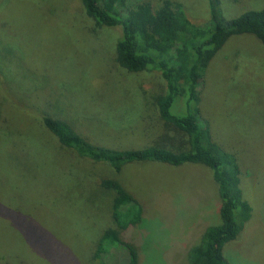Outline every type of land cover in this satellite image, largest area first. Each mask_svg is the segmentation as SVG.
I'll use <instances>...</instances> for the list:
<instances>
[{"label": "rangeland", "instance_id": "374dc122", "mask_svg": "<svg viewBox=\"0 0 264 264\" xmlns=\"http://www.w3.org/2000/svg\"><path fill=\"white\" fill-rule=\"evenodd\" d=\"M171 1L193 24L209 19L206 0ZM263 7L264 0H219L228 20ZM120 37L119 28H96L81 0H0V246L7 250L0 248V264H101L91 258L108 220L103 179L119 181L142 207L146 224L129 234L140 246L138 264H188L203 228L219 223L208 169L140 163L115 174L64 148L43 126V116H58L88 142L116 150L179 145L155 106L165 91L160 73L121 69ZM200 106L214 139L236 155L253 208L224 257L227 264H264V48L257 39L226 42L205 72ZM16 214L25 225L12 223ZM32 227L45 231L25 238ZM53 239L56 257L47 243ZM126 258L116 250L107 264Z\"/></svg>", "mask_w": 264, "mask_h": 264}, {"label": "trees", "instance_id": "16d2710c", "mask_svg": "<svg viewBox=\"0 0 264 264\" xmlns=\"http://www.w3.org/2000/svg\"><path fill=\"white\" fill-rule=\"evenodd\" d=\"M206 2L209 19L199 26L188 19L182 4L171 0H162L158 5L147 0H81L85 15L96 28L121 30L115 48V62L121 69L129 73H160L165 91L156 98L155 106L159 118L180 136L177 147L161 144L124 150L100 147L88 142L71 123L58 116H43L41 120L64 148L80 158L106 164L115 174L127 165L140 163L176 168L200 165L208 169L219 199V223L203 228L199 240L189 248L187 261L227 264L224 248L241 237L253 208L243 195L242 172L236 155L214 139L211 126L203 117L201 92L210 62L231 37L250 35L264 48V7L228 20L221 15L219 0ZM99 189L111 197L108 220L98 232L91 261L107 264L113 251L122 250L127 256L126 264H138L140 246L129 234L146 224L140 203L115 179L101 180ZM10 220L13 224H26L17 214ZM44 231L32 227L24 237ZM41 236L44 238L45 234ZM47 243L53 248V256L59 255L58 240ZM14 261L25 264L20 258Z\"/></svg>", "mask_w": 264, "mask_h": 264}]
</instances>
